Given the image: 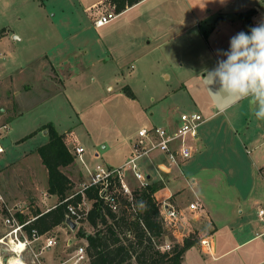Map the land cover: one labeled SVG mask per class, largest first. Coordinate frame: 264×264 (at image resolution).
<instances>
[{
  "label": "rangeland",
  "instance_id": "rangeland-1",
  "mask_svg": "<svg viewBox=\"0 0 264 264\" xmlns=\"http://www.w3.org/2000/svg\"><path fill=\"white\" fill-rule=\"evenodd\" d=\"M165 1L167 0H144L143 3L129 9L130 11L124 13L125 15L122 14L119 19L125 17L124 19L127 21L134 22L136 19L133 17L153 10L160 15L164 14ZM203 1L205 6L200 4V9L203 10L205 18L201 21V25L208 32L212 26L221 24L219 22L221 16H227L229 19L236 17V12L245 10L246 4L250 5L257 1L262 2L258 23L264 21V0ZM2 3L3 1L0 0V26L4 27L7 25L8 17L3 10ZM105 3L115 4L111 0H106ZM48 5L46 8L48 12L59 14V8L51 6L50 2ZM159 5L160 7L155 9ZM209 8L212 9L211 12L208 11ZM26 9L30 15H42L37 10V6L35 7L33 4H30ZM94 11L95 7L93 8V6L88 10L92 19ZM78 14L83 18L84 26L79 24L81 26L79 27L72 23L73 31L79 28L81 30L87 25V16L82 11ZM251 15L252 12L249 19L243 17L242 19L247 23L249 20L251 21ZM136 22H134L135 25L130 24L136 35L144 37L146 33H155V28L152 29L144 23L141 26L139 21ZM14 26L16 32H22V40H15L11 38V35L0 39V108H4L11 116L20 109L11 95V85L5 80L10 78L12 71L24 64L28 52L35 53L40 50L54 49L57 45L55 36L58 38L53 34L54 30L45 22L32 21L23 24L16 22ZM254 26L252 25V27ZM89 28L93 31L91 27ZM106 28L103 27L101 30ZM123 34L129 35L128 37L131 38L133 33L127 30ZM225 35L227 33L222 29L216 39L217 52L211 51V46L214 47L216 42L208 41L209 38L206 35V38L198 45L193 43L190 46L192 49L187 54L177 52V41L169 40L157 51L146 54L143 59L141 57L137 59L136 54L125 55L121 64L118 65L122 67L118 77L123 73L126 80L112 76V84L116 86L109 89V92L105 85L101 87L84 85V90H82L77 84H74L75 87L72 88V91L77 96L74 104H76L78 114L71 118L63 117L68 106L62 97H56L55 100L42 104L10 124H8L9 117H0V127L8 126L7 129L0 130V148L2 151L4 150L0 151V166L4 167V172L0 175V194L4 196L9 205L22 204L24 209L29 207L25 210L32 214H35L37 210L44 212L48 207H52L53 203H58L59 198L42 194L48 189V169L45 166V171L41 167L42 160L37 148L44 140L42 133L45 130L42 133H38V131L35 137H32L34 134L28 135L29 127L42 120L56 118L65 123L68 128L70 127L72 130L64 134L67 145L70 148L83 146V158L89 168H94L98 164L105 166L124 164L133 155V141L138 139L139 129L154 123L161 125L164 114L171 112L180 116L184 112H198L207 119L200 127L206 128L205 135L208 141L205 150H202L198 155L203 160L201 165H197L198 182L194 187L190 185H186V189L179 187L175 196H180L181 202L189 203V198L185 196L190 195V199H195L194 195L198 192L204 197L205 209L207 207L208 210L209 208L223 210L234 218L233 223H239L234 226L238 235L239 232H248L251 229L252 235L258 239L245 248L231 252L227 257L214 260V258L203 257L199 253L198 246L202 247V244L194 232L196 228L191 224L180 225L182 227H180V231L184 234L183 237H180L182 241L186 236H191L195 240L189 250L187 249L186 262L187 264H264V221L258 216L259 209L264 207V182L259 175V170L251 167L252 162L256 161L260 154L264 155V120H258L255 117L247 99L236 102L232 97L219 92L218 82L210 85L209 80L206 79L207 74L217 67V57H224L221 52L229 49ZM142 51L144 50L140 52L142 53ZM110 72L111 69L108 73ZM164 74H168L169 78ZM112 75H115V72ZM17 79L20 82L24 81L25 76H17ZM6 83L9 87L5 85ZM164 94L167 96L160 99ZM153 97L155 101L152 100ZM30 102V105H33L36 98H30ZM26 103H23L24 107H27ZM5 110L2 112L4 113ZM2 112L0 111V114ZM213 113L216 115L210 117ZM193 144L195 145V143ZM199 145L200 143H196L195 146ZM95 151L99 152L98 157L93 156ZM26 153L31 154L28 156L29 159H23V155ZM87 157L95 159V162H89ZM157 161L159 162V160ZM138 162L145 166L146 171L142 169L143 172H152L153 177L156 178L151 182L161 183L163 187L164 183L167 184V178L173 177L172 180L178 178H176L177 172L171 170L163 162L159 163V170L151 164V161V163L148 161L147 157H143ZM198 163L200 164V162ZM72 164L69 168H66L67 166L62 168L64 172L70 174L74 181V187L70 193L79 190L81 183L86 180L80 175V168L83 167L81 162L75 159ZM5 166L7 167L5 168ZM184 169V164H182L178 170L180 174L184 173ZM33 170L36 171L37 184L33 181ZM161 179L163 180L160 181ZM128 181L132 188H137L139 185L130 176ZM38 186H40V191L37 189ZM92 203L93 201L89 200L86 206H92ZM176 203L178 204L177 201ZM243 210H245L244 213ZM3 215L4 212L0 210V237L7 230L3 222ZM202 224V227L205 226V221H202ZM227 225L220 226L219 224V230L215 233L219 253L222 248H232L237 243L236 237L231 234ZM79 230L92 231L93 228L86 220L79 222L76 229L63 224L48 232V235H54L57 238L54 247L41 251V242L36 243L33 245V249L35 252H40L38 259L35 258L31 250L22 254L21 259L27 264H49L51 262L88 264V259L74 263L75 260L72 258L75 250L79 246L85 245L84 238L77 235ZM204 230H206L205 227ZM168 232L166 240L171 243L173 238L177 237L175 236L177 232L173 230H168ZM68 240H72L71 243ZM255 247H258V252L248 258L245 263L240 262L242 255ZM13 256L14 254L7 249V246L0 244V264H9Z\"/></svg>",
  "mask_w": 264,
  "mask_h": 264
},
{
  "label": "crops",
  "instance_id": "crops-1",
  "mask_svg": "<svg viewBox=\"0 0 264 264\" xmlns=\"http://www.w3.org/2000/svg\"><path fill=\"white\" fill-rule=\"evenodd\" d=\"M2 1V6L4 7L3 10L6 12V16L8 17V19L6 21V26H0V39L7 38L11 35V38L15 40H22V32H16L14 24L16 22L23 24L25 22L32 21L38 23L45 22L49 25V27L54 30L53 34L58 36V38L55 36V43L57 42V45H55L54 49L40 50L35 53L28 52L26 58L24 59V64L18 67L16 70L12 71L11 75L9 76L10 78L5 80L9 83V85H11V95H13L15 103L18 104V108L20 109L17 113L11 116L9 115L10 113L8 114V112L4 108H0L1 112L5 110L4 113L2 112L0 114V117H9L8 124L13 122L14 120L22 118L23 116L27 115V112L30 113V111H33L35 108L41 106L42 104H46L51 102L52 100H55L56 97H62L66 101V106H68V109H66L65 114L63 116L64 118H71L74 115H77L78 112L76 110V104H74L77 96L72 91V88L75 87L74 84H77L82 90H84V85L92 87H101L105 85L107 88V92H109V89H112L116 86L112 84L113 79L111 77H118L119 71L122 68L121 65L120 67L118 65L121 64L120 62L124 59L125 55L136 54L137 59H139L140 57L141 59H143L146 54L157 51L165 43H168L169 40L177 41V52H179L180 54H187L192 49L190 46H192L193 43L198 45L199 42L203 41L206 38V34L207 38H209L208 41H212L213 43H215L222 29H224L227 33V35H225V39L229 46V41L232 36L241 31L249 32V29L252 27V25L254 26L256 23H258V17L260 16L261 11L260 5L262 3L261 1H257L250 5L246 4L245 10H240L236 12L237 18L232 17L231 19H229L227 16H221L219 18V22L221 24L219 26H212L211 28H209L210 31L208 32L206 31L207 29H205L201 25V21L205 18V16L203 15V10L200 9V4H203V6H205L203 0H167L164 2V14L160 15L154 12L155 10H153L151 12L149 11V13L145 12L142 15L133 17V19H136V21L140 22V25L144 23L150 26L152 29L155 28V33H146L143 37L141 35H136L130 27V24L133 23V25H135V23H137L136 21H134V23L131 20L127 21L126 19H124L125 17H122L120 19L119 17H121L122 14L127 13L129 9L131 10V8L138 6L140 3H143L144 0L132 6H128L123 11L118 12L119 15L115 20L103 26L107 27L105 30H101V28L103 27L96 28L94 26L93 19L88 13V10L92 9V6L100 2H106V0ZM49 2L51 3V6L60 9V12L58 11L59 14L57 12L51 13L46 10V8L50 5H48ZM30 4H33L35 7L37 6V10H39L42 15L35 16L28 14L26 8H28ZM159 7L160 5L156 6L155 9H158ZM211 10V8L208 9L209 12H211ZM81 11L87 16V25L85 27H82L81 30H79V28L73 31L71 27L72 23H75L77 26H79V24H81V26H84V23L82 22L83 18L80 16V14H78ZM249 11H252L251 24H248V22L246 23V20L242 19V17L239 16L240 13ZM165 23L167 24L165 25ZM89 27H91L93 31L89 30ZM19 29L22 30L21 28ZM127 30L130 33H133L130 36L131 38L128 37L129 35H122V33H126ZM167 32L169 33L168 35L166 34ZM196 49H198V47H196ZM141 50L144 51H142L141 53ZM214 50L216 52L218 51L217 42L215 43L214 47L211 46V51L214 52ZM224 52L225 51H222L221 54L223 55ZM222 59H225V57H217L216 60L219 61ZM109 69H111L110 73H108ZM16 72L18 73L16 74ZM113 72H115V75H112ZM164 75L165 77L169 78L168 74ZM17 76H25V80L20 82L17 79ZM119 77H121L123 80H126L123 73ZM130 77H132V75H130ZM5 85L9 87L7 83ZM128 85L130 86V84ZM166 96L167 95L164 94L160 99ZM32 97L36 98V102L33 105H30V98ZM152 100L155 101V98L153 97ZM25 102H27V107H24L25 105H23V103ZM214 115H216V113H213L210 117ZM206 121L207 119L205 118L204 122ZM48 122L53 123L56 130L60 134H67L70 130H72L70 127L68 128L66 124L63 123L61 120L56 118H49L42 120L40 121V123L29 127L30 129L28 131V135L33 133L34 135L32 134V137H35L37 136L38 131V133H42L43 130H47H40V128ZM178 123L179 116L171 112L169 114H164V117H162L161 119V125L164 126L175 127L178 125ZM153 125L156 124L154 123ZM205 131L206 128L200 127L198 136L193 142L195 143V145L196 143H200V145L198 147L194 145L195 151L193 156L184 163V173L180 174V172L178 171L179 168H173L172 170L177 172L178 176H176V178H178L176 180H172L173 177L167 178V184L164 183V187L159 189L155 193V196L160 204L161 202L166 201L180 209L185 210V213L187 214L188 218L182 226H185L187 224L193 225V227L196 228L194 232H196L197 236L199 237V240L204 235H214V248L212 254L205 252V250H203L200 245L197 246L199 253L203 257L214 258V260H217L223 257H227L233 251H237L247 247L250 243H252L258 238L252 235L251 229H249L248 232H239L238 235V233L235 232L234 226L239 225V223H233L234 218L229 216L223 210H213L210 208L208 210L205 206L206 209L202 212V216L199 220L191 219L192 214L189 213L188 204L197 199L204 203L203 195H199L198 192H196V194L194 195L196 196L195 199H190V195L185 196L186 198H189V203H186L185 201L181 202L182 200L180 199V196H175V193L179 187L184 189H186V185L194 187L198 182V178L196 177L197 165H201V162L203 161L201 156L199 157L198 155L202 152V150H205L208 143ZM42 134V136L44 137V140H42V144H45L48 142L49 139L48 130L47 133H45L44 131ZM41 145H39V147ZM30 155L29 153H26L25 155H23V159H29L28 156ZM99 155L100 154L98 151H95L93 153L94 157H98ZM87 160L89 162H95V159H89L88 157ZM157 160H159V162ZM148 161L150 162L151 160L148 159ZM164 161L165 158L163 155L155 154L153 155V160L151 162L155 163L157 166L160 162ZM198 162H200V164ZM41 163V167L46 171L45 165L43 164V162ZM153 163L151 164L154 165ZM72 165L73 164L67 166L66 168H69ZM6 167L7 166H5V168ZM141 167L146 171L145 166L141 165ZM251 167L257 168V170H259V175H261L262 181L264 182V155L260 154L256 158V161L252 162ZM80 169V175L86 178V172L84 171L85 169L83 170V167H81ZM3 172L4 167L0 166V175ZM35 174L36 171L33 170L32 177L34 176L33 181L36 183ZM147 174L151 178V181H154V179H156L153 177L152 172H149ZM67 175L73 181L70 174L67 173ZM129 176L133 178L131 172L128 173V178ZM162 180L163 179H161L160 181ZM37 189L40 191V186H38ZM47 190H45V193H42L43 196H55L58 199L56 195L48 194ZM174 197L176 198V200ZM176 201L178 202V204L176 203ZM56 204L57 202L53 203L52 207H54ZM52 207H48L46 210H44V212ZM244 212L245 210H243V213ZM202 221H205L206 224L203 227ZM219 224L220 226L228 224L227 226L229 227V231L236 237L237 240V243L234 245V247L222 248L220 250V253L218 249L217 240L215 239V233L219 230ZM60 226H57L54 229H57ZM180 227L181 226H179V230L175 234V236L177 237L174 239L175 241L182 244L185 239H183L182 241V238H180L184 236L183 232L180 231L182 227ZM204 227L206 228L208 234L206 233V230H204ZM89 232H91V230H89ZM187 238L190 239V236H188ZM68 241L69 243H71L72 240ZM257 252L258 247H255L254 249H249L242 255L243 259L241 258L240 262L245 263L248 258H251V256L255 255ZM186 256L187 250L183 256V264H187ZM245 257L247 259H244ZM49 264L56 263L51 262Z\"/></svg>",
  "mask_w": 264,
  "mask_h": 264
},
{
  "label": "built area",
  "instance_id": "built-area-1",
  "mask_svg": "<svg viewBox=\"0 0 264 264\" xmlns=\"http://www.w3.org/2000/svg\"><path fill=\"white\" fill-rule=\"evenodd\" d=\"M94 7L93 24L96 28L109 24L119 15L116 4L100 2ZM204 121L205 118L198 112H184L179 116V123L175 127L153 125L141 128L138 131V139L133 141V155L120 166L98 164L94 168H89L83 158L84 147H68L74 158L83 165L86 172V180L81 183L79 190L76 191L82 195L81 202L75 204L71 201L75 194L65 199V201H68L66 209L67 219L70 218L77 224L86 219L92 207L86 206L89 200L86 198L84 191L89 187L97 188L99 196L103 198L108 207L114 212L119 211L121 207V196L127 198L134 205L135 188L130 186L128 171L131 172L133 178L138 182V188H141L151 183V178L147 173L143 172L138 162L143 157H147L152 161L153 155L160 154L165 158L163 163L168 165L171 170L180 168L182 164L193 156L195 151L193 142L196 140L199 128ZM2 128L7 129L8 126L3 125L0 130ZM0 151H2V148H0ZM153 164L159 170V164L157 166L155 163ZM27 208L29 209V207ZM25 209L22 204L9 205L4 196L0 194V210L4 212L3 222L7 228L6 232L0 237V244L7 246L9 251L20 258L26 251L31 250L35 258L38 259L40 252H35L33 245L41 242V251L50 249L56 245L57 238L54 235H48V232L40 234L37 228L31 227L38 215L26 212ZM188 210L192 214L191 219L199 220L205 208L202 201L197 199L188 204ZM160 213L165 226L168 230H173L174 232H177L179 226L183 225L188 218L185 210L166 201L161 202ZM21 215L24 218H21ZM258 216L264 221V207L259 209ZM200 242L205 252L213 253L214 238L212 236L204 235L201 237ZM171 245L170 242L166 241L161 248L170 250ZM72 258L75 260L74 263L86 260L85 245L79 246ZM1 263L3 262L1 261ZM24 263L27 264L25 261Z\"/></svg>",
  "mask_w": 264,
  "mask_h": 264
},
{
  "label": "trees",
  "instance_id": "trees-1",
  "mask_svg": "<svg viewBox=\"0 0 264 264\" xmlns=\"http://www.w3.org/2000/svg\"><path fill=\"white\" fill-rule=\"evenodd\" d=\"M111 1L116 4L117 11L121 12L142 0ZM251 12H243L239 16L249 19ZM248 24H251L250 20ZM42 129L48 130L49 137L48 142L38 148L42 162L48 169L47 192L56 195L59 201L45 212L35 211L38 217L31 227L37 228L40 234L66 224V198L75 194L71 199L73 203L78 204L82 200L80 192L70 193L74 187L73 181L62 170L75 161L64 134H60L51 122L40 128ZM162 187L161 183L151 182L144 187L135 188L134 205L121 196L122 204L117 212L108 207L99 196L97 188L89 187L84 191L86 198L93 201L85 219L93 230H79L77 235L86 241L88 264H183L184 253L195 240L190 236V239L186 238L181 244L173 238L170 250L161 248L169 234L155 196ZM20 217L24 218L23 215Z\"/></svg>",
  "mask_w": 264,
  "mask_h": 264
},
{
  "label": "clouds",
  "instance_id": "clouds-1",
  "mask_svg": "<svg viewBox=\"0 0 264 264\" xmlns=\"http://www.w3.org/2000/svg\"><path fill=\"white\" fill-rule=\"evenodd\" d=\"M223 56L206 79L236 102L247 99L255 117L264 120V21L232 36Z\"/></svg>",
  "mask_w": 264,
  "mask_h": 264
},
{
  "label": "bare ground",
  "instance_id": "bare-ground-1",
  "mask_svg": "<svg viewBox=\"0 0 264 264\" xmlns=\"http://www.w3.org/2000/svg\"><path fill=\"white\" fill-rule=\"evenodd\" d=\"M9 264H25V263H24V261L18 255H14L10 259Z\"/></svg>",
  "mask_w": 264,
  "mask_h": 264
},
{
  "label": "water",
  "instance_id": "water-1",
  "mask_svg": "<svg viewBox=\"0 0 264 264\" xmlns=\"http://www.w3.org/2000/svg\"><path fill=\"white\" fill-rule=\"evenodd\" d=\"M45 133H47V130H45ZM66 223L72 228V229H76L77 228V223L74 222L72 219H67Z\"/></svg>",
  "mask_w": 264,
  "mask_h": 264
}]
</instances>
